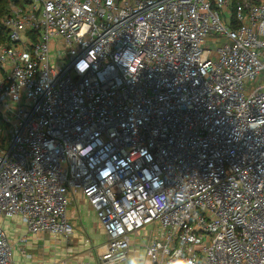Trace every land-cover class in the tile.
Masks as SVG:
<instances>
[{
  "label": "built area",
  "instance_id": "built-area-1",
  "mask_svg": "<svg viewBox=\"0 0 264 264\" xmlns=\"http://www.w3.org/2000/svg\"><path fill=\"white\" fill-rule=\"evenodd\" d=\"M3 26L0 218L69 237L81 193L101 264L146 229L149 264H264V0H12Z\"/></svg>",
  "mask_w": 264,
  "mask_h": 264
},
{
  "label": "crops",
  "instance_id": "crops-1",
  "mask_svg": "<svg viewBox=\"0 0 264 264\" xmlns=\"http://www.w3.org/2000/svg\"><path fill=\"white\" fill-rule=\"evenodd\" d=\"M68 218L73 224L74 232L69 237H56L50 234L41 236H19L9 238L14 247L15 264H101L100 257L108 237L90 203L80 193L74 197L69 209ZM105 235V242H95L89 227ZM4 227V226H3ZM100 230V231H99ZM26 240V241H24ZM149 237L143 232L131 236V247L126 262L119 264H149L146 256V245Z\"/></svg>",
  "mask_w": 264,
  "mask_h": 264
},
{
  "label": "rangeland",
  "instance_id": "rangeland-1",
  "mask_svg": "<svg viewBox=\"0 0 264 264\" xmlns=\"http://www.w3.org/2000/svg\"><path fill=\"white\" fill-rule=\"evenodd\" d=\"M9 8H10V5H9ZM229 12L232 14L231 8L229 9ZM52 66L54 68L59 66L57 59H54V61L52 62ZM0 225L4 226L9 238H15V234H17L19 236L18 240L22 241L24 236L28 238H31L32 236H34L29 233L27 227L23 224L21 219H19L18 217L7 218V219L0 218ZM95 230L96 229H94L93 226L89 227V234L91 238L93 240L95 239L94 240L95 242L101 241L104 243L106 239L105 235L103 233H97L95 232ZM150 231H151L150 229H146L145 231H143V235H145L146 237H149Z\"/></svg>",
  "mask_w": 264,
  "mask_h": 264
},
{
  "label": "trees",
  "instance_id": "trees-1",
  "mask_svg": "<svg viewBox=\"0 0 264 264\" xmlns=\"http://www.w3.org/2000/svg\"><path fill=\"white\" fill-rule=\"evenodd\" d=\"M12 0H0V44L6 41L7 32L3 26V20L9 13V5Z\"/></svg>",
  "mask_w": 264,
  "mask_h": 264
},
{
  "label": "clouds",
  "instance_id": "clouds-1",
  "mask_svg": "<svg viewBox=\"0 0 264 264\" xmlns=\"http://www.w3.org/2000/svg\"><path fill=\"white\" fill-rule=\"evenodd\" d=\"M133 264H135V262L133 261ZM179 264H183V262L181 261V262H179Z\"/></svg>",
  "mask_w": 264,
  "mask_h": 264
}]
</instances>
